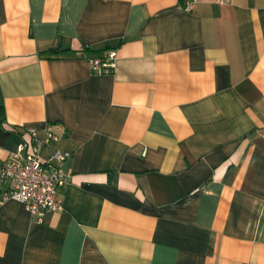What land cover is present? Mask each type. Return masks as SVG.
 <instances>
[{"label": "crops", "instance_id": "obj_1", "mask_svg": "<svg viewBox=\"0 0 264 264\" xmlns=\"http://www.w3.org/2000/svg\"><path fill=\"white\" fill-rule=\"evenodd\" d=\"M188 1L0 0V162L69 153L41 221L0 181V264H264V0Z\"/></svg>", "mask_w": 264, "mask_h": 264}, {"label": "built area", "instance_id": "obj_2", "mask_svg": "<svg viewBox=\"0 0 264 264\" xmlns=\"http://www.w3.org/2000/svg\"><path fill=\"white\" fill-rule=\"evenodd\" d=\"M198 0H189L184 9L190 11ZM223 2V0H220ZM116 53L109 51L104 58H90L88 64L95 74H108L115 66ZM28 138L20 143L15 152L0 162V181L7 185L3 201L20 202L26 212L41 221L47 212L61 210L60 189L65 178L55 164H61L69 157L68 152H54L43 160L42 150L58 140L50 126L41 130L26 129Z\"/></svg>", "mask_w": 264, "mask_h": 264}]
</instances>
